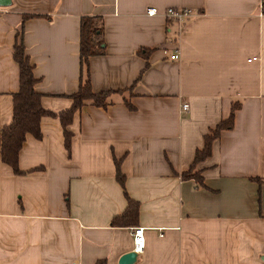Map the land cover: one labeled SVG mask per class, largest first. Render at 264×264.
<instances>
[{
  "label": "crops",
  "instance_id": "0c3cea01",
  "mask_svg": "<svg viewBox=\"0 0 264 264\" xmlns=\"http://www.w3.org/2000/svg\"><path fill=\"white\" fill-rule=\"evenodd\" d=\"M169 9L191 16L176 22L163 16ZM262 10L264 0H10L0 7V128L12 121L13 46L21 39L42 108L55 115L71 108L85 16L103 22L104 54L89 60L93 92L133 86L106 108L77 110L66 127L69 150L60 120L41 118V138L26 135L18 156L28 174L16 176L0 161V264H118L133 251L134 228L144 237L137 264H264ZM233 102L241 103L233 128L195 167L201 184L182 180ZM129 201L137 205L133 224L112 225Z\"/></svg>",
  "mask_w": 264,
  "mask_h": 264
},
{
  "label": "trees",
  "instance_id": "16d2710c",
  "mask_svg": "<svg viewBox=\"0 0 264 264\" xmlns=\"http://www.w3.org/2000/svg\"><path fill=\"white\" fill-rule=\"evenodd\" d=\"M37 15H24L23 20L39 18ZM103 22L99 17L85 16L80 19V66L81 76L78 91L70 99L72 106L68 111L55 115L42 108L40 104L41 95L35 90L37 80L33 76V65L25 54V48L22 39L13 46V60L19 68V89L12 95V121L9 125L0 128V161L9 166L14 175L23 176L28 173L22 172L18 168V156L25 141L26 135H31L36 139L41 138L40 120L43 117H57L64 131L65 147L69 150L70 133L66 127L71 122L73 114L87 105L106 108L112 104V96L116 94H129L133 88L124 90L103 91L95 93L91 87V77L89 70V60L92 57L104 54L103 42ZM148 68V62L143 72ZM142 72V73H143ZM142 74L135 82L140 80ZM124 104L132 109L131 104L125 101ZM241 107L240 102H233L228 117L220 122L209 135L204 137V147L195 153V158L190 168L181 173L182 180H195L200 182L201 178L198 172L194 173L196 165L210 157L211 146L222 131L231 130L234 126L235 112ZM116 174L119 181L122 182L123 176L120 173V162L115 161ZM137 205L129 201L126 211L119 217L112 220V225L133 224L135 220ZM95 264H107L105 260H98Z\"/></svg>",
  "mask_w": 264,
  "mask_h": 264
},
{
  "label": "built area",
  "instance_id": "2783aa9c",
  "mask_svg": "<svg viewBox=\"0 0 264 264\" xmlns=\"http://www.w3.org/2000/svg\"><path fill=\"white\" fill-rule=\"evenodd\" d=\"M263 8V7H261ZM263 11V10H262ZM148 16H155L156 11L153 9H150L147 11ZM164 17L170 20H174L176 22H182L186 18H189L191 16V11L190 10H174V9H169L167 10L164 14ZM260 16H264V11L260 14ZM172 60H177L178 55L174 54L171 56ZM187 105H183L182 109L187 110ZM132 238H133V251L142 254L144 250V237H143V229L142 228H134L132 232ZM74 264V263H73Z\"/></svg>",
  "mask_w": 264,
  "mask_h": 264
},
{
  "label": "water",
  "instance_id": "95a60500",
  "mask_svg": "<svg viewBox=\"0 0 264 264\" xmlns=\"http://www.w3.org/2000/svg\"><path fill=\"white\" fill-rule=\"evenodd\" d=\"M10 5V0H0V7L5 8ZM141 254H138L134 251L128 252L120 256L118 264H137L140 261ZM264 262V256L261 258Z\"/></svg>",
  "mask_w": 264,
  "mask_h": 264
}]
</instances>
